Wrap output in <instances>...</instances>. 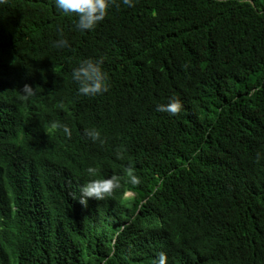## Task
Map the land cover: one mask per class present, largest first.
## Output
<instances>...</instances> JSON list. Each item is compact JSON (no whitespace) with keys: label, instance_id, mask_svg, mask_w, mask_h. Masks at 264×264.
I'll list each match as a JSON object with an SVG mask.
<instances>
[{"label":"trees","instance_id":"1","mask_svg":"<svg viewBox=\"0 0 264 264\" xmlns=\"http://www.w3.org/2000/svg\"><path fill=\"white\" fill-rule=\"evenodd\" d=\"M117 3L87 31L55 0L0 4V264H264V0ZM86 59L109 91L79 93Z\"/></svg>","mask_w":264,"mask_h":264},{"label":"clouds","instance_id":"2","mask_svg":"<svg viewBox=\"0 0 264 264\" xmlns=\"http://www.w3.org/2000/svg\"><path fill=\"white\" fill-rule=\"evenodd\" d=\"M7 3V0H0V4ZM122 3L128 7H134V0H122ZM56 7L64 13H73L78 19L75 28L80 31L92 30L95 25L103 21L108 13L110 7L119 8L120 5L117 0H55ZM61 37L63 30L58 29ZM68 46L66 39H59L54 43L56 48H64ZM103 60L93 61L92 59L83 60L79 67L73 69L72 78L80 84L79 93L83 96H96L109 91V84L107 81V74L102 71L101 65ZM20 99L23 101L29 100L36 94L34 89L29 84H24L20 90ZM183 108V104L179 98L172 97L167 104H159L156 106L158 112H167L171 115H178ZM53 127L62 129L66 136L71 138V129L64 124H54ZM85 135L95 141H100L103 144L105 141L101 140V134L95 129H86ZM117 158L122 159L121 153H117ZM256 162H259V154ZM88 174L95 176L97 170L89 167ZM127 175L130 177V182L133 185L141 183L140 178L134 174V169L129 167L126 169ZM121 187L120 177L112 175L110 178L92 179L88 183L80 187L79 203L87 207L89 199L97 201L105 200L111 197L113 193ZM152 264H167V255L160 252L158 257L153 260Z\"/></svg>","mask_w":264,"mask_h":264},{"label":"rangeland","instance_id":"3","mask_svg":"<svg viewBox=\"0 0 264 264\" xmlns=\"http://www.w3.org/2000/svg\"><path fill=\"white\" fill-rule=\"evenodd\" d=\"M126 196L129 197V196H131V194H127Z\"/></svg>","mask_w":264,"mask_h":264}]
</instances>
